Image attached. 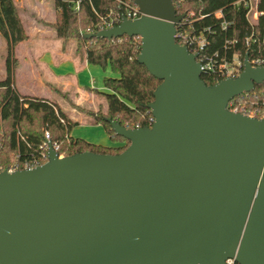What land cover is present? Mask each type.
Listing matches in <instances>:
<instances>
[{"label": "water", "instance_id": "95a60500", "mask_svg": "<svg viewBox=\"0 0 264 264\" xmlns=\"http://www.w3.org/2000/svg\"><path fill=\"white\" fill-rule=\"evenodd\" d=\"M87 37L138 36L136 60L160 82L152 124L110 121L119 154L58 155L0 170V264H264V119L230 99L264 82L248 55L234 77L206 85L197 54L174 38L172 0H133Z\"/></svg>", "mask_w": 264, "mask_h": 264}, {"label": "trees", "instance_id": "16d2710c", "mask_svg": "<svg viewBox=\"0 0 264 264\" xmlns=\"http://www.w3.org/2000/svg\"><path fill=\"white\" fill-rule=\"evenodd\" d=\"M52 1L56 10L55 21L44 24L53 28L55 35L62 40L79 37L86 45L87 62L102 69L108 66L113 73L103 78L106 91L101 94L107 105L106 111L85 112L102 125L114 144L103 146L73 138L70 133L76 122H72L54 102L16 91L13 72L17 60L13 52L17 43L27 38V32L15 1L0 0V35L5 40L7 52L5 78L0 80V170L8 167L11 154L17 155L19 162L37 159L45 130L49 139L58 144L59 155L84 151L119 154L129 141L114 134L107 118L129 128L150 126L153 122L148 103L153 100V91L160 80L136 60L141 45L139 37L122 35L107 39L86 36L100 29V19L106 18L110 11L119 12L126 4L133 5V0ZM236 1L172 0L177 14L183 15L176 31H186L188 36L195 38L202 35L206 39L199 51L200 56L217 53L218 60L224 57L230 62L233 58L242 62L245 55L248 59L264 56V0H257L259 14L256 22L246 17V9L235 5ZM216 11H220V15L215 16ZM222 22H225V28H222ZM176 41L180 43L179 39ZM200 78L206 85L218 81L213 73H202ZM254 85L250 92L236 98L245 101L247 108L255 109L256 115L264 119V82Z\"/></svg>", "mask_w": 264, "mask_h": 264}, {"label": "crops", "instance_id": "0c3cea01", "mask_svg": "<svg viewBox=\"0 0 264 264\" xmlns=\"http://www.w3.org/2000/svg\"><path fill=\"white\" fill-rule=\"evenodd\" d=\"M50 1L53 4V1ZM19 2L24 3L25 7H27L30 12L28 15H25L29 21H25L24 16H22L21 12L18 10L22 24L27 32V38L24 39V41L17 43V45L14 47V58L17 60V66L13 72L14 87L16 91L21 95H32L40 98L43 97L54 102L66 113L67 117L72 122H76L75 125H78L79 123L74 116L79 110L78 108H81L80 111L84 112L85 114V111L90 109L94 111L100 109L104 113L106 111L107 105L105 104V100L101 92L106 91V89L103 87V78L108 75L102 77L101 88L99 84L95 86V81L92 79V84L89 86V88L84 89L80 84L83 79V73L90 72V74H93L90 70V65L93 64L87 62L84 52L79 53L76 51L74 44L71 46L64 45L62 39L55 35L53 28L50 27V30H52L53 33H48L42 26H36V21L43 18L40 9L43 7L44 0H19ZM54 21L55 13L53 22ZM26 22H31L33 25L27 27ZM1 38L5 44L4 38L0 35V39ZM56 38L60 39L61 43H58L53 47L49 43L54 41ZM40 44L42 46L39 47ZM33 53L38 55L41 54V56L43 55L44 59L49 61V64H51V68H48L49 76L46 77V79H44V77L39 74L38 67L32 58ZM1 66L2 64L0 61V67ZM1 73L2 75L4 74V77L0 78V80L5 78V71L2 72L1 70ZM52 81L55 83L58 82L60 84L59 88L54 87L56 91L52 88V85H55V83ZM36 87L38 89L42 88L44 93L42 95L40 92L38 93V91L35 90ZM91 89L97 90L99 95H102L103 103H101L100 97L96 96L95 91ZM84 100L87 101L86 104L89 106V108L80 107V104L84 102ZM92 104H95L96 106H92ZM89 117L90 124L92 123L95 126L102 127L100 123L94 122L91 116ZM73 128L70 133L73 138H83L88 142H94L103 146L114 144L110 140V137H108V135L105 133L103 127L101 133H104L102 135H104L109 142L99 143L98 141H90L87 138L80 137L77 134L73 135Z\"/></svg>", "mask_w": 264, "mask_h": 264}, {"label": "built area", "instance_id": "2783aa9c", "mask_svg": "<svg viewBox=\"0 0 264 264\" xmlns=\"http://www.w3.org/2000/svg\"><path fill=\"white\" fill-rule=\"evenodd\" d=\"M256 3L257 0H238L235 2V5H242L246 9V17L249 18L250 16L251 17L250 21L256 22V18L259 14V12L256 9L257 7ZM218 15H220V11L215 12V16ZM140 16H141V12L139 8L136 7V5L126 4L123 10L116 13L110 11L106 18L100 19V22L98 23L100 28L99 30L116 25L115 22L117 21L119 23L121 18L123 17L129 20H135V18H138ZM221 26L222 28H225V22H222ZM174 38L179 39L180 40L179 44L187 46L190 52L197 54V61L201 64V68L203 70L202 73H213L214 75L217 76L218 80H220L227 77H234L238 75L242 70V62H239L237 58H233V61L230 62L227 61L224 57L218 60L217 53H214L213 56H207V55L200 56L199 51L206 42V39L202 35H200V37L198 38H195L188 36L186 31L184 32L176 31ZM249 61L252 66H262L264 65V56L262 57L257 56L255 58L249 59ZM237 96H234V98L230 99L229 102L227 103L226 108L230 112L233 113L240 112L249 117L252 116V117L262 118L256 115L257 111L255 109L247 108L246 102L237 99L236 98ZM49 143H51L53 150L57 152L58 144L56 142H52L51 139H49V133L48 131L45 130L43 133V142L38 148L39 157L34 160L19 162L17 160L18 156L14 155L15 156L14 160L5 170H7L8 172H12L13 170L28 169L43 164L45 161H47V150ZM224 262L225 264H237L231 258L225 259Z\"/></svg>", "mask_w": 264, "mask_h": 264}, {"label": "rangeland", "instance_id": "374dc122", "mask_svg": "<svg viewBox=\"0 0 264 264\" xmlns=\"http://www.w3.org/2000/svg\"><path fill=\"white\" fill-rule=\"evenodd\" d=\"M15 2L17 5V9L19 10V12H21L22 16H24L25 21H29L28 18L25 17V15H28V13L30 12L29 9L27 7H25L24 3L19 2V0H15ZM40 11H41V15L43 18L36 21V26H38V27L42 26L43 28L46 29V31L48 33H53L52 30H50V27L48 25L44 24V23H53L55 10H54L52 2L50 0H44L43 7L40 9ZM249 19L251 20L250 16H249ZM50 21H52V22H50ZM32 25H33V23L26 22L27 27L32 26ZM82 32H84V31H79V33H82ZM0 40H1V42H0V61L2 64V66L0 67V73H1V70L3 72L6 69L5 58H6L7 52H6L5 44L3 43L4 41H2L3 39L1 38ZM62 41H63V44L66 46H71L72 44H74L76 47V51L79 53L84 52V49L86 47L84 42H82L81 39H79V37H76V36L62 40ZM58 43L60 44L61 40L56 38L54 41L50 42L49 44L54 47ZM40 46H42V45L40 44L39 47ZM13 55H14V52H13ZM32 58L34 59L36 65L38 67L39 74L42 75L44 77V79H46V77L49 76L48 75L49 74L48 68H51V64H49V61L45 60L44 56L43 55L41 56V54L38 55V54L33 53ZM238 61L241 62L240 60H238ZM90 68H91L90 70L92 71L93 74H90V72L89 73H83V76H82L83 79H82V82L80 84L82 85V87L84 89L89 88V86L92 84V82H91L92 79L95 81V86H97L99 84L100 88H101L102 87V83H101L102 77L105 75H112L113 74L108 66H106L105 69H102L98 66L90 65ZM2 77H4V74L2 75V73H1L0 78H2ZM91 77H93V78H91ZM52 82H54V81H52ZM54 87L59 88L60 84L58 82H56L55 85H52L53 89H54ZM35 90L38 91V93L40 92L41 95L44 93V91H42V88L38 89L36 87ZM91 90H94V89H91ZM68 91H70V90H68ZM94 91H95L96 96L100 97L101 103H103L102 95L100 96L97 90H94ZM86 103H87V101L84 100V102H82L80 104V107L89 108V106H87ZM92 106H96V105L92 104ZM78 109L79 110L78 111L76 110L77 112L74 116L76 117V120H78L79 123H78V125H75V127L73 128L74 129L73 135L77 134L80 137L87 138L90 141L91 140L98 141L99 143L109 142L108 139H106V137L104 135H102L104 133H101L102 127L101 126H95L92 123L90 124V122H89L90 117L87 114H85L84 112L80 111L81 108H78ZM90 110H92V109H90ZM90 110H88V111H90ZM92 111H94V110H92ZM60 155H62V154H60ZM14 158H15L14 154H11L10 160H9L7 166H9L12 163Z\"/></svg>", "mask_w": 264, "mask_h": 264}]
</instances>
